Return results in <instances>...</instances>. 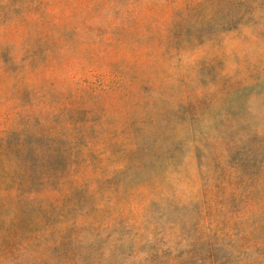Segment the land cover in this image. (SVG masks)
Returning a JSON list of instances; mask_svg holds the SVG:
<instances>
[{
  "label": "rangeland",
  "instance_id": "obj_1",
  "mask_svg": "<svg viewBox=\"0 0 264 264\" xmlns=\"http://www.w3.org/2000/svg\"><path fill=\"white\" fill-rule=\"evenodd\" d=\"M0 264H264V0H0Z\"/></svg>",
  "mask_w": 264,
  "mask_h": 264
}]
</instances>
